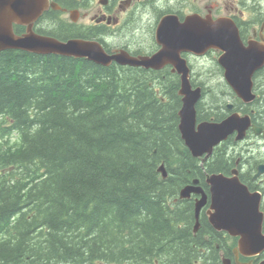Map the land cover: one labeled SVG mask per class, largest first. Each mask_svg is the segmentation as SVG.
Listing matches in <instances>:
<instances>
[{"label":"trees","instance_id":"trees-1","mask_svg":"<svg viewBox=\"0 0 264 264\" xmlns=\"http://www.w3.org/2000/svg\"><path fill=\"white\" fill-rule=\"evenodd\" d=\"M162 75L0 52V264H221L173 202L200 169Z\"/></svg>","mask_w":264,"mask_h":264},{"label":"flooded vegetation","instance_id":"flooded-vegetation-1","mask_svg":"<svg viewBox=\"0 0 264 264\" xmlns=\"http://www.w3.org/2000/svg\"><path fill=\"white\" fill-rule=\"evenodd\" d=\"M50 2L55 4V7H50L35 22L36 33L64 42L69 40L96 42L109 55L125 52L138 59L158 55L166 43L173 41L169 29H181V25L185 24L189 17L197 16L200 20L213 23L217 28L220 20L227 26L234 25L239 36L234 45L235 55L250 56L253 59L252 63L225 66L220 63L225 51L215 46L205 51L180 52L181 61L187 66L185 70L192 89H201V97L195 106L196 119L198 118L196 126L203 123H221L232 116H238L244 122H238V129L216 144L209 156L205 153L201 155L202 157H193L196 160V168L200 170L179 188L178 196L173 198V202L190 204L194 228L192 236H200L201 243L210 244V247H201L202 253L208 254L211 249L218 252L221 264H264L263 244L242 251L239 246L240 236L218 231L213 227L210 221L212 188L209 183V178L213 176H222L229 180L238 178L251 194L258 197L260 212L263 215L262 237L258 239L264 240V10L258 11L256 8L251 10L249 0L234 1V4L215 0L209 1L206 5H202V0H50ZM256 2L254 1L253 5ZM249 13L252 15L249 16ZM166 19L170 23L164 25V28L168 26V30L160 33L161 25ZM14 29L20 35L27 31V27L19 25H15ZM199 43L202 44V39ZM114 63L118 64L117 62L112 64ZM133 68L153 73L163 72V80L168 78L170 81L178 82L177 95L180 98V106L177 112V128L180 134L179 113L183 107L180 89L183 74L170 62L161 69ZM208 95L210 98L206 100ZM181 136L180 134L183 141ZM183 143L187 148L184 141ZM169 177L170 173H167L165 180ZM188 186L197 187L201 192L192 193L189 198L182 199L181 192ZM204 194L207 202L200 212V225L195 232L198 221L196 202Z\"/></svg>","mask_w":264,"mask_h":264},{"label":"water","instance_id":"water-1","mask_svg":"<svg viewBox=\"0 0 264 264\" xmlns=\"http://www.w3.org/2000/svg\"><path fill=\"white\" fill-rule=\"evenodd\" d=\"M55 7L50 0H0V52L6 50H20L38 55H59L78 59H87L103 66H111L117 62L122 66L143 67L146 69H161L167 62L173 64L183 74L182 96L183 107L179 113L181 117L180 132L187 148L193 157L205 153L210 155L213 147L226 139L235 129L237 123L244 120L238 116H232L221 123H203L196 126L195 106L201 97V89L193 90L185 70L186 63L181 61L182 50L200 51L207 50L211 46L219 47L225 51L220 63L225 66L233 64L243 65L253 62L252 57L241 54L235 55L234 45L239 39L233 24L226 25L222 20L218 27L199 17H189L185 24L179 28H171V42L165 44L163 50L154 57L134 58L123 52L109 55L103 47L96 42L83 40L60 41L56 38L40 35L34 31L35 22L49 10ZM172 21V20H171ZM166 19L160 28V33L168 30ZM27 27L26 33L20 35L15 32L14 26ZM232 31H231V30ZM202 39V44L199 41ZM262 64V61L259 62ZM264 64V61H263ZM186 74V75H185ZM243 84L245 83L242 82ZM234 84V83H233ZM158 171L165 179L167 169L161 165ZM212 188V204L210 221L218 231H226L234 236H240L239 246L242 251L248 247L257 248L264 245L261 236L263 215L260 212L258 197L251 194L246 186L241 184L238 178L227 179L222 176L209 178ZM201 190L194 186H188L181 192V198H189L192 193ZM207 197H203L196 203V215L198 221L195 231H198L200 212L206 205Z\"/></svg>","mask_w":264,"mask_h":264},{"label":"rangeland","instance_id":"rangeland-1","mask_svg":"<svg viewBox=\"0 0 264 264\" xmlns=\"http://www.w3.org/2000/svg\"><path fill=\"white\" fill-rule=\"evenodd\" d=\"M209 1H215V0H202V5H206L208 4ZM220 1H224V2H228L230 4H234V1L235 2H239L240 0H220ZM250 3V2H249ZM252 14L249 13V16H251ZM14 139V138H13Z\"/></svg>","mask_w":264,"mask_h":264},{"label":"bare ground","instance_id":"bare-ground-1","mask_svg":"<svg viewBox=\"0 0 264 264\" xmlns=\"http://www.w3.org/2000/svg\"><path fill=\"white\" fill-rule=\"evenodd\" d=\"M201 85V84H200ZM199 85V86H200ZM203 94V93H202ZM207 94V93H206ZM198 119V118H197ZM196 119V120H197ZM200 121V120H199ZM221 121V120H220ZM180 122V121H179ZM203 123V122H202ZM181 134V133H180ZM182 137V136H181ZM184 141V140H183ZM219 149V148H218ZM230 151V150H229ZM219 152V151H218ZM213 155V154H212ZM192 156V155H191ZM202 157V156H201ZM204 157V156H203ZM214 158V157H213ZM199 159H201V158H199ZM203 160V159H202ZM208 160V159H207ZM200 161V160H199ZM201 163V162H200ZM203 164H205V163H203ZM164 165V164H163ZM204 167V166H203ZM161 174V173H160ZM169 176V175H168ZM41 200V199H40ZM199 201V200H198ZM197 203V202H196ZM211 205V204H210ZM195 212V211H194ZM196 222V221H195ZM195 222H194V225H195ZM194 229V228H193ZM196 232V231H195Z\"/></svg>","mask_w":264,"mask_h":264}]
</instances>
